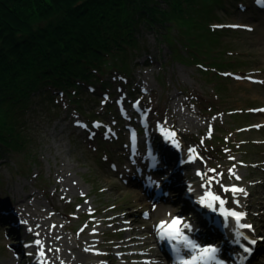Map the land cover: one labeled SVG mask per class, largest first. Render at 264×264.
<instances>
[{
    "label": "rangeland",
    "instance_id": "1",
    "mask_svg": "<svg viewBox=\"0 0 264 264\" xmlns=\"http://www.w3.org/2000/svg\"><path fill=\"white\" fill-rule=\"evenodd\" d=\"M198 9L192 15L203 26H194L190 41H186H194L196 47L185 50L181 41L174 47L179 55L190 57L187 63L175 59L169 45L159 43L151 30L141 26L138 38L143 47L131 64L128 80L104 75L111 83L110 92L90 95L78 109L84 111L81 113L61 97L55 101L57 106L43 98L33 105L23 136L24 151L0 162V264H30L32 254L45 251V246L36 244L41 239L38 225L30 219L44 218L43 211L48 216L43 222H53V226L45 225V232L65 240L59 264H135L142 236H149L160 219L178 216L187 224L200 223L204 214L184 212L180 203H176L175 211L167 210L171 198H180L173 195L176 191L169 184L168 188L163 186L166 196L151 200L156 183L166 182L172 160L180 157L162 147L160 135L168 139L167 128L177 129L187 144L201 146L204 159L212 165L206 168L203 163L197 176L189 167L180 170L198 178L200 195L214 188L213 193L230 198L232 203V194L225 193L221 185L237 182L246 193L245 197L238 194L244 198L240 203L247 212L248 219L243 222L252 224L264 237V4L260 0H225L222 7ZM238 80L250 84L243 82L242 86ZM172 102L176 110L168 108ZM220 111L223 122L204 130L211 123L209 117ZM181 117L187 127H181ZM241 126L245 129L240 133ZM133 127L139 132L135 153L130 152L128 142ZM171 137V142L180 143ZM133 164L144 166L145 173L149 170L157 179L144 186L148 190L146 205L115 188L130 187L116 170ZM224 171L232 180L227 175L216 176ZM180 172L174 173L175 179ZM213 176L218 182L210 189L202 187L206 177ZM103 178L110 181L105 183ZM192 180L184 184L190 187ZM8 203L14 213H9ZM154 204L167 205V209L154 214ZM216 218L228 233L222 219ZM116 219L119 231L110 223ZM217 233L219 239L226 237L219 230ZM11 242L19 244L22 253ZM258 243L260 251L255 249L253 260L264 263V239ZM114 245L117 247L112 249ZM78 247L88 250L86 258L72 262L70 256L64 260ZM155 247L164 260L158 245ZM239 248L236 244L235 250ZM40 259L47 261L45 255ZM142 264L149 262L144 259Z\"/></svg>",
    "mask_w": 264,
    "mask_h": 264
},
{
    "label": "trees",
    "instance_id": "2",
    "mask_svg": "<svg viewBox=\"0 0 264 264\" xmlns=\"http://www.w3.org/2000/svg\"><path fill=\"white\" fill-rule=\"evenodd\" d=\"M224 3L0 0V162L24 149L28 114L39 98L57 106L61 97L84 112L78 109L90 95L110 92L104 75L130 78L131 64L143 47L138 38L142 27L169 45L175 59L187 63L189 56L174 47L179 41L185 50L196 47L194 41L186 43L193 27L203 26L193 12Z\"/></svg>",
    "mask_w": 264,
    "mask_h": 264
},
{
    "label": "bare ground",
    "instance_id": "3",
    "mask_svg": "<svg viewBox=\"0 0 264 264\" xmlns=\"http://www.w3.org/2000/svg\"><path fill=\"white\" fill-rule=\"evenodd\" d=\"M238 81H236V83H238V84L241 83L242 86L245 85V83H246L243 80H241V81L238 80ZM243 82H245V83H243ZM246 84H250V83H246ZM173 103L174 102L170 103V105H168V108H172L173 110H176L177 106H175V104H173ZM238 111H239V109H238ZM169 112L172 115H174V114L177 115L178 114L176 111H169ZM222 113L223 112L220 111V113H218L216 116L209 117L211 123L205 125L204 130H207V128H211V127H215V126L217 127V125L219 123L223 122V118L221 116ZM181 119L184 121V118L181 117ZM183 121L180 124V125H182L181 127H187V123L185 121L184 122ZM159 129H158V131L161 132ZM244 129H245V127H242V126L238 127V131L240 133H241V131L243 132ZM167 130L169 131V135H170L168 137V139L165 137L164 134L160 135V133H159V135L161 137V140H162V147H164V149L166 148V150H165L166 152L168 150V151L172 152V154H175V155L179 154L180 157L179 158L176 157L177 161H173L172 160V162H174V164L173 165L171 164L169 166V168L167 169V172L165 173V177L164 178L166 179V182H157V179L155 177H153L152 173L149 172V170H148L149 173L147 171L145 173L144 166L139 165V167H138L135 164H133L132 167L124 166V167L120 168L121 171L119 169L116 170L117 175L119 176L120 174H122L124 176V178H125V181L127 182L128 185H130V187L121 188V185H118V187L116 186L115 188L116 189L120 188L121 189V190L119 189L120 192H122V193H124V194H126L128 196L138 197V199H141L143 204L146 205L148 203V200H147L148 190L145 189L144 186L148 182H149L148 184H154V183L157 182L156 183V188L158 186L162 187L161 188L162 190L160 189V194H159L158 198L167 195L165 193L166 189H163V186L165 185L168 188V184H169V186L171 185L174 188V190L176 191V193L173 194V195H175V197H180V198H178V199L171 198L172 202L170 204H167V205L170 206L168 209H167V205L161 204V206H157V204H154L155 206L153 207V209H154L153 213L157 214V213H159L161 211H164V210L166 211V209L169 210V211H175L176 210V205H177L176 203H180L181 204V208H182V210L184 212L186 210H190L189 212L195 214L196 216L198 214H200V215L204 214L203 220L201 219L200 223H198V222L195 223V222L192 221V223L189 224V225H191V231H193V233L198 238V240L206 241L207 243L208 242L217 243L219 245L220 252L223 255H225V253H227L230 250H235L236 249V242H235V232H234V229H235L234 221L229 219V221L227 223V228H228L227 236L224 237V238L222 237L221 239H219L217 237V235H216V234H218L217 233L218 228L215 225L211 224V222L209 220L205 219V215L207 214L211 219L212 218H216L218 216L219 218L222 219V222L224 223L223 218L220 215L216 214V213L210 212L208 208L202 206L199 203V200L202 197V195H200V192H199V189H198V185H199L198 181L199 180H198V178H196V176L198 175V173H197L198 169L203 167V163L206 165V168L212 166V165L209 164V161L204 159L205 155L202 152V147L199 146V145H192L190 143L187 144L185 141L182 140V135L180 133H178L177 129H172L171 128V130H169L167 128ZM173 133H174V135H173ZM156 135H158V134H156ZM171 136H173L180 143L179 144L178 143H172L170 141V139L172 138ZM143 139H145V136H144ZM194 144H196V143H194ZM183 166H186V168H188V167L191 168V172H193L196 176H194V178H193L192 173H190L191 174L190 176L188 175L187 172L181 173L180 170L182 169ZM175 172H180L179 176H177L176 179L174 178V173ZM225 175H227V179L232 180L233 177L227 171L226 172L224 171V173L222 174V176H224V177H225ZM232 175H233V173H232ZM103 179H104L105 183L110 181V180H106L105 178H103ZM188 179H193L191 181V186L190 187L187 186V184H184V181H186V180L188 181ZM171 181H172V183H171ZM231 185H236L239 188H242L235 181L231 182L229 184V186H231ZM212 189L214 190V188H212ZM212 189H211V192L213 191ZM242 189H244V188H242ZM12 191L14 192L15 190L12 189ZM139 192L143 193V194L139 195ZM229 193H231V192H229ZM238 194L244 196V194H242V193H238ZM238 194H236V198L239 200V205L240 206L237 207V205L235 203L229 202L230 198H228V199H226L227 200V208L236 209L237 211H241V212L246 213V220L245 221H247V219H248L247 218V212L243 208L244 206L242 205L243 204L242 202L244 201V198L239 197ZM167 197L169 198V196H167ZM232 201H233V194H232ZM245 201H246V199H245ZM8 207L10 208V210H9L10 214L15 212L14 208L9 206V203H8ZM34 207H36V205ZM2 210L4 211V209H2ZM44 214H47L46 211H43L41 213V215L44 216V218L32 216V218H30V219L32 221V224L38 225V230H39L38 238L39 237L41 238L38 241H40V245L45 246L44 247L45 251H43V252L44 253L46 252L45 253V257L47 258V261H45L43 259H40V258H42V256H40L39 254L38 255L37 254L36 255L32 254L34 256V258H33V261L30 264H59V262L63 259L62 256H59L60 254H63L60 251L61 250L60 247L62 246V243L65 240L61 239L60 235H58V234H55L53 232L47 234L45 232L46 231L45 230V227H46L45 225L48 223V224H51L53 226V222H51V220L46 222V223L43 222V221H45L48 218V216H45ZM160 220H165V219L162 218ZM110 221H111L110 223L116 224L115 226L118 229V231H119V229H121L120 226H119L120 225L119 221L117 219L114 220V221L113 220H110ZM147 227H150V226L148 225ZM253 229H254V231H252V232H249L247 230H244L243 232L246 235H250L254 239H260L261 234L257 231V229L255 227ZM155 235H156L155 229H151V233L149 234V236H145V235L142 236L143 240L139 242V244H138L139 248L137 250V253L135 254V260H134L135 264H142L144 259H147L149 264H169L168 259L164 258V260H162L160 258V256H159V253L157 252V249H156L155 245H158V243H157V240L155 238ZM151 236H153V240H152ZM221 236H223V235L221 234ZM120 242L122 243L123 240H121ZM81 243L82 242L80 241L79 244H81ZM52 244H55L56 246L58 245L57 246L58 249L55 248L56 246L55 247H51ZM11 245L19 250V247H20L19 244L11 242ZM46 245H48V247ZM92 245H96V244H92ZM34 246L35 245L32 244L31 247H34ZM112 247L109 246L108 248L114 249L117 246L114 245ZM254 247H255V249L258 248V251H260L259 244L257 246H254ZM47 248H49V249H47ZM51 250H52V252H51ZM72 250H73L72 253H70L69 255H65L66 258H64V260L65 259H69V257L71 256L70 260L72 262L76 261V260L79 261V260H81L83 258H86V255H88V253L85 252L87 249L86 250L85 249L82 250L81 247H78V248L72 249ZM29 251L31 253L32 249H30ZM19 252L22 253V250L21 251L19 250ZM110 253H111L110 250L107 251L108 255ZM111 255H110V259L112 257ZM93 257H96V256H93ZM98 257H99V255H98ZM253 258H254L253 256L250 257V260L248 261L249 264H264L262 262L255 263Z\"/></svg>",
    "mask_w": 264,
    "mask_h": 264
},
{
    "label": "snow or ice",
    "instance_id": "4",
    "mask_svg": "<svg viewBox=\"0 0 264 264\" xmlns=\"http://www.w3.org/2000/svg\"><path fill=\"white\" fill-rule=\"evenodd\" d=\"M260 2L264 4V0H260ZM247 30L250 31L251 29L248 28ZM209 171L215 172L214 169H210ZM216 176H222V174L217 173ZM216 176L206 177L207 183L205 185H202V187L210 189L213 182H218L216 181ZM235 178L240 179L239 176H236ZM221 188L225 193L231 192L233 194V203H235L237 207H239V200L236 198V194L242 193L246 195L244 189L239 188L236 185H221ZM199 203L202 206L210 209L213 213L220 215L223 218L226 227L229 219L234 221L235 242L241 248L242 253L246 254L242 257L243 260H246L247 256H250L253 250L252 247H248L247 245L255 246L257 243L256 239H250L243 231H240H254L251 224L243 222L246 220V213L237 211L236 209L227 208L226 198L212 193L211 191L206 192L205 195L200 198ZM185 229L190 232L191 225L185 223L180 217H173L170 222L162 221L157 226L158 239L161 242H168L171 250L176 256L178 264H222V262L218 259L219 249L217 247L201 246L197 244L195 241L189 238V236L185 233ZM260 239H264V237H261ZM241 240L246 241L247 245L241 243ZM36 244L40 245V241L37 240ZM181 246H183V248L189 252V256L181 257L179 255ZM39 255L44 256L45 253L41 251Z\"/></svg>",
    "mask_w": 264,
    "mask_h": 264
}]
</instances>
